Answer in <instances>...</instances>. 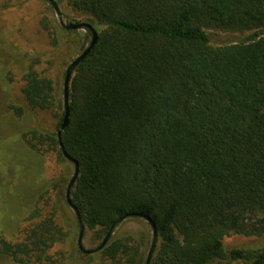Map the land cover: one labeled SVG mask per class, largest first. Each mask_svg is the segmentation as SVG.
<instances>
[{
    "label": "trees",
    "instance_id": "obj_1",
    "mask_svg": "<svg viewBox=\"0 0 264 264\" xmlns=\"http://www.w3.org/2000/svg\"><path fill=\"white\" fill-rule=\"evenodd\" d=\"M58 4L86 16L98 41L72 78L61 139L64 85L39 73L41 60L33 59L23 94L33 110L52 115L55 130H22V137L32 150L68 161L62 143L78 161L72 200L95 241L100 246L119 219L139 215L159 234L151 264H264V248L224 245L230 234L264 238V0ZM208 30L246 37L216 46ZM56 217L24 242L0 237V252L19 264L51 262L46 255L66 238ZM143 246L113 237L95 255L146 264Z\"/></svg>",
    "mask_w": 264,
    "mask_h": 264
},
{
    "label": "rangeland",
    "instance_id": "obj_2",
    "mask_svg": "<svg viewBox=\"0 0 264 264\" xmlns=\"http://www.w3.org/2000/svg\"><path fill=\"white\" fill-rule=\"evenodd\" d=\"M58 2V0H56ZM66 23L87 22L86 16L60 4ZM92 24V23H91ZM212 44L219 46L243 40L246 36L216 30L207 31ZM56 38V41H55ZM89 46L85 30L67 31L47 0H0V237L8 242H24L43 220L56 214L66 234L41 261L29 264H110L97 255L86 256L78 247L80 228L74 211L65 201L74 175L73 165L55 154L32 150L22 130L40 128L53 131L51 114L33 110L23 94L24 76L33 59L39 57L37 70L63 86L69 65ZM13 107H22L19 116ZM133 236L144 243L148 256L153 230L145 219L130 218L115 231L114 237ZM86 249L99 247L94 234L86 228ZM226 252L233 249L264 248V238L230 234L225 237ZM0 264H19L0 252ZM233 264H240L236 262Z\"/></svg>",
    "mask_w": 264,
    "mask_h": 264
},
{
    "label": "water",
    "instance_id": "obj_3",
    "mask_svg": "<svg viewBox=\"0 0 264 264\" xmlns=\"http://www.w3.org/2000/svg\"><path fill=\"white\" fill-rule=\"evenodd\" d=\"M47 1L53 7V9L55 10V12L57 14L58 19L60 20L61 25L67 31L88 30V31H90V33L93 36L91 44L69 65V67L66 71L65 81H64L65 118H64V122L62 124V127L58 133V136L61 139L62 133L68 127L69 121H70V89H71L72 78L74 77L79 66L87 59V57L91 54L92 50L96 46L97 41H98V32H97L96 28L91 23H87V22L66 23L64 21L63 13L60 10V6H59L58 2L56 0H47ZM61 147L63 149L65 158L69 162L74 164V175H73L72 179L70 180L68 188H67L66 200H67V203L70 206V208L74 211V213L77 217V221L79 223L80 234H79V239H78V247H79L80 251L86 255H95V254L101 252L108 245V243L114 237L115 231L123 222H125L126 220H128L130 218H139V217L143 218V217L139 216V215H128L126 217L119 219L112 226L108 235L106 236V238L104 239V241L102 242V244L99 247H97L95 249H91V250L86 249L84 247V244H83L84 236H85V232H86V225L83 222L80 211L74 205L73 200H72V191L75 188L76 183H77L79 176H80V164L78 163V161H76L74 158H72L68 154V152L66 151V149L62 143H61ZM144 219L146 221H148V223L151 225V228L153 230V241H152V245H151L150 251L148 253L147 260H146V264H151V262L155 256V253L157 251L158 245H159V234H158V230H157L154 222H152V220L150 218H144Z\"/></svg>",
    "mask_w": 264,
    "mask_h": 264
}]
</instances>
